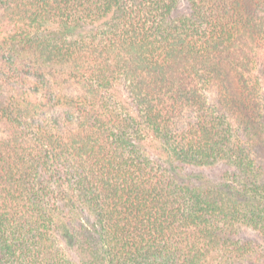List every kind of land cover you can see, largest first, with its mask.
<instances>
[{"label": "trees", "instance_id": "trees-1", "mask_svg": "<svg viewBox=\"0 0 264 264\" xmlns=\"http://www.w3.org/2000/svg\"><path fill=\"white\" fill-rule=\"evenodd\" d=\"M262 150L264 0H0V264H264Z\"/></svg>", "mask_w": 264, "mask_h": 264}, {"label": "rangeland", "instance_id": "rangeland-1", "mask_svg": "<svg viewBox=\"0 0 264 264\" xmlns=\"http://www.w3.org/2000/svg\"><path fill=\"white\" fill-rule=\"evenodd\" d=\"M261 153L264 156V150H262ZM202 172H204V174L208 175L209 178L211 179V181H215L216 180V175H219L222 172V169H219L218 172H216V171H212V172L202 171Z\"/></svg>", "mask_w": 264, "mask_h": 264}]
</instances>
